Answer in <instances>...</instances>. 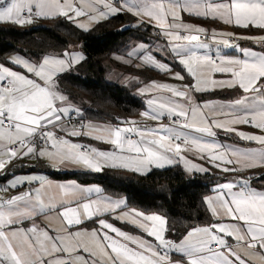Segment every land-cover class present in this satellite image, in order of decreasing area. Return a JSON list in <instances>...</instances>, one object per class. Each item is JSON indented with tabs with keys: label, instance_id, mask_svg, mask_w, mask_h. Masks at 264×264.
<instances>
[{
	"label": "snow or ice",
	"instance_id": "6c2138e0",
	"mask_svg": "<svg viewBox=\"0 0 264 264\" xmlns=\"http://www.w3.org/2000/svg\"><path fill=\"white\" fill-rule=\"evenodd\" d=\"M0 0V22L32 24L34 19L65 17L77 27L128 12L159 29L174 60L186 70L193 83L176 87L158 84L141 93L160 91L147 101L141 116L169 125L138 126L121 121V126L86 125L88 131L72 130L71 136L91 135L113 146L102 151L73 143L57 135L64 131L63 120L78 110L57 88V77L84 59L65 50L58 56H45L39 63L13 57L12 63L26 75L0 65V171L13 160L25 157L47 159L53 168L70 163L100 172L104 167L123 168L141 174L152 167L183 162L189 172H207L184 153L195 151L224 173H242L264 168V135L240 131L248 125L264 133V51L240 48L233 39L253 40L264 45V35L237 37L183 21L182 14L220 20L243 29L264 31V0ZM85 22H77V18ZM241 55L222 54L221 47ZM203 50V51H202ZM214 51V55L212 54ZM141 53L142 65L168 73L171 67L159 62L146 45L140 44L128 56ZM129 61L125 60V63ZM139 67V65H138ZM228 79L217 80L216 74ZM175 79L183 80L180 73ZM239 89L240 95L228 102L198 104L192 93L215 89ZM234 133L241 140L255 142L259 148L241 149L215 140V130ZM131 135L137 139L132 140ZM39 182L8 198L0 197V264H264V191L253 188L241 177L216 186L215 196L205 204L215 222L192 226L176 239L168 238L167 220L156 214L131 210L116 215L147 237L125 232L105 219L124 204L103 195L99 187L52 184L44 177H17L8 187ZM95 196V198H92ZM43 216L46 223H38ZM98 224L91 230L80 227L85 221ZM227 221V222H225ZM55 222L58 226L52 227ZM229 238L233 243H229Z\"/></svg>",
	"mask_w": 264,
	"mask_h": 264
},
{
	"label": "trees",
	"instance_id": "16d2710c",
	"mask_svg": "<svg viewBox=\"0 0 264 264\" xmlns=\"http://www.w3.org/2000/svg\"><path fill=\"white\" fill-rule=\"evenodd\" d=\"M186 18L197 24H207V19ZM238 32L246 35L260 33L258 29L250 28ZM153 38L159 41L150 26L141 25L125 13L114 15L87 31L63 17L34 19L32 24L23 26L0 22V64L7 65L13 54L37 61L78 46L84 59L57 77L58 90L82 118L121 123L137 119L144 110V100L137 89L150 81L161 80L166 73L147 66L125 67L120 65L118 58L125 56L136 44L148 45ZM163 61L176 67L173 57ZM107 65L121 74L122 84L106 80ZM23 171H43L53 179H73L80 184L99 185L103 193L124 198L128 209L164 217L169 230L167 236L171 239L182 236L192 226H205L211 222L205 197L214 186L231 175L188 174L178 165L144 175L116 168H105L99 173L70 174L55 172L38 161L29 169L9 166L0 175V185Z\"/></svg>",
	"mask_w": 264,
	"mask_h": 264
},
{
	"label": "crops",
	"instance_id": "0c3cea01",
	"mask_svg": "<svg viewBox=\"0 0 264 264\" xmlns=\"http://www.w3.org/2000/svg\"><path fill=\"white\" fill-rule=\"evenodd\" d=\"M116 7H120V3ZM120 13H125L127 15H130L136 21L140 22V18L132 15L131 13H128L126 11L125 12H120ZM117 14H119V13H117ZM187 16H189V15L186 14V13L182 14L183 21L185 23L196 25V26H199V27H203V28L208 30L209 34H211V32L213 30H215L216 32H220V33L233 32V33L236 34L237 37L264 35V31L259 30V29L258 30L260 31V33H258L256 35H246V34L239 33L238 30H242L243 28H238V27H235L233 25L224 24L220 20L207 19V24H200V23L197 24V23H194V22L188 20L186 18ZM58 17H62V16H58ZM111 17L112 16H110L109 18H111ZM63 18H65V17H63ZM39 19H44V18H39ZM65 19H67V18H65ZM67 20L70 21L74 26L77 27L76 23H74L73 21H71L69 19H67ZM104 20H106V19H100L99 22H95V21L91 22L89 24L88 30H90L93 26H95L96 24H98V23H100V22H102ZM77 22H85V18H83V17L77 18ZM143 24H146V25L150 26L152 28V30H154L156 36H158V34H159V29L158 28H156L155 26L150 25L147 21L145 23H143ZM79 29H81V28H79ZM250 29H253V28H250ZM81 30L87 31V30H84V29H81ZM157 39L160 41V44L155 45V46L154 45H150V46L147 47L148 49H150L152 51V54L154 55V57L157 60H160V61H163V59L172 58L173 55L171 54V51H170V48L168 47L166 39L160 34H159V37H157ZM206 42H208L210 44V47L213 50L216 47H221L222 54H228V55H232V56L241 55L239 52H236L233 49H230V48L226 49V48H223L222 46H218V45L213 44L210 39H208ZM232 42L234 44H238L240 46V48L252 49V50L257 51V52L264 51V45L257 44L253 40L241 39L240 43H236L234 41H232ZM144 45H146V44H144ZM165 53H167L166 56L163 55ZM212 54L214 55V51H213ZM10 57H12V55ZM22 57H24V56H22ZM9 58H8V62L9 63L7 65H2V64H0V65H2L4 67H7L10 70H13V71H16V72H19V73H23V74H26V75L30 76V74L26 73L25 69H23L19 65L12 64ZM29 62H31V61H29ZM174 62L176 64V67L175 66L171 67V69L172 68H174V69L171 70L170 72L166 73V75L163 78H161V80H158V81L156 80L155 82L158 83V84H168V85H172V86H176V87H182L183 85H188V84L193 83L192 78L187 74V72L183 68V66L179 65L175 60H174ZM31 63H33V62H31ZM74 65H77V64H74ZM69 69H67V70H69ZM174 73L175 74L176 73H180L182 76H184V79L183 80L175 79L174 77H172V75ZM215 78L217 80L228 79L227 75L219 74V73L216 74ZM152 82L153 81H150V82L142 85L141 87H139L137 89V93L139 94V96H141L143 98V100H145L144 101L145 107H144V110L141 113H143L144 111L148 110L147 101L149 99H151V98H153L155 96H158V95L171 96V93L160 92V91H156V90L149 91V92H146V93H141V89H144L146 87H150ZM207 94H212L213 96L212 97H206ZM240 94L241 93H240L239 89L223 88V89H215V90L204 92V93H192V96H193V99L195 100L196 103L203 104L205 102H216V103L228 102V101L236 99ZM68 104H70V103L68 102ZM74 113L77 114V112H74ZM141 113L139 114V117L137 119L131 120V121H135L138 126L159 127L160 125H166V124H164V120H166L167 117H164L161 120H159L160 123L157 124L159 121H153V120L145 119L144 117L141 116ZM146 123H148V124H146ZM89 124L100 126V127L121 126V123L98 122V121H93V120L88 119V121L85 122L81 127H73L72 128V127H68V126L63 125L64 131H60V132H61L62 137H65L66 139H69L73 143H79L81 145L91 146V147H94V148H96L98 150H102V151H112L113 150V146L112 145L104 143L102 141H98L96 139H93L91 135H79V136L68 135V133L71 132L74 129L78 130V131H81V132L88 131V129L85 126L89 125ZM236 127L240 131L253 133V134H257V135H264V133L260 132L259 129L250 127L248 125H237ZM215 131L217 133V135L215 137V140L218 143H221V144H223L225 146H235V147H239L241 149H247V148H253L254 149V148H259L260 147V145L256 144L255 142L241 140L234 133H227V132H224V131L218 130V129L215 130ZM132 136L134 137V139H132V140H136L137 139L136 135H132ZM184 155L189 160H191L193 163H196L198 165H201V166L207 168L208 171L207 172H198V171L193 170V171L189 172L188 170L185 169V167L183 165V162H179V161L177 163H174L173 165H166L164 168L152 167L151 171L152 170H158V169H165V168H168V167H172V166L178 165L188 174H192V173H198V174H227V173L222 172L220 169H218L216 167H213L212 164H210L207 159H201L200 156L195 151L185 152ZM38 161L43 162L49 168H51L53 171L58 172V173H70V174L71 173H76V172L99 173V172H94V171L85 169V168H83L81 166L72 165L70 163L59 165L57 168H53L51 166L50 162L47 159L31 158V157H25L23 159L13 160L9 165H7L6 168H8L11 165H18L20 167L29 169V168L35 167L37 165ZM105 168H111V167H104L103 169H105ZM5 169L3 171H0V175L5 171ZM116 169H123V168H116ZM123 170L131 171V170H128V169H123ZM131 172H134V171H131ZM134 173L141 174V173H138V172H134ZM147 173H149V172H147ZM228 174H231V175L226 180H224L223 182H220L219 184H223V183L230 182V181H238L243 176V177L248 179L250 185L253 188H255L257 190H260V191H264V168H254V169L246 170V171H244L242 173L230 172ZM142 175H144V174H142ZM32 176L44 177L47 181L51 182L54 185H56V184H76V185H78L80 187H99L101 189V187L99 185H96V184H80V183H78L77 181H75L73 179H64V180L53 179L51 177H48L47 173L43 172V171H30V172L23 171V172H18L17 174L12 175L4 184L0 185V188L8 187L10 182L12 180H14L15 178H17V177H32ZM39 186L40 185H39L38 181H34L31 184L25 183L23 185L18 186L17 188H8L7 192H0V197H3V198L6 199V198H8L10 196L18 195L21 192L27 191L30 188H36V187H39ZM216 186L213 187L211 193L207 197L216 195V192L214 191L216 189ZM103 195H105V196H107V197H109V198H111L113 200H123L124 204L121 206V209L117 210L116 213H105V214H103V216H101L99 218L105 219L108 223H111L115 227H117V228H119V229H121V230H123L125 232H128V233H130L132 235L144 236L146 239H152L150 237H147L145 233H143L140 229L134 227L130 223H127V222H125L123 220L115 218L116 215H121L123 212H128V211L132 210V209H128L126 207V201H125L124 198L112 197V196H110L108 194H105V193H103ZM92 198H95V196H93ZM209 213H210V211H209ZM146 215H152V214H146ZM210 216H211V213H210ZM96 219L97 218L94 217L93 220H87L80 227L88 229V230H91L93 228H97L98 224L95 222ZM37 222L43 224V223H46L47 221H45V218L43 216H41L37 220ZM211 222H215V220H214V218L212 216H211ZM225 222H227V221H225ZM51 226L52 227H56L58 225L55 222H53ZM229 243H233L231 238H229Z\"/></svg>",
	"mask_w": 264,
	"mask_h": 264
},
{
	"label": "rangeland",
	"instance_id": "374dc122",
	"mask_svg": "<svg viewBox=\"0 0 264 264\" xmlns=\"http://www.w3.org/2000/svg\"><path fill=\"white\" fill-rule=\"evenodd\" d=\"M151 42L149 43V44H151V45H158V44H160V41H157L156 39H151L150 40ZM162 42V41H161ZM147 45V47L148 46H150V45ZM140 44H136V45H134L133 47H131V49L129 50V52H132L134 49H136L138 46H139ZM67 51H69V52H77V53H80V54H82L83 55V57H84V53H83V51L78 47V46H74V47H71V48H69ZM128 52V53H129ZM128 53L125 55V56H121V57H119L118 58V60H119V62L121 63L120 65H123V66H125V67H129V66H138L139 65V67L140 66H144V65H142V63H141V60L139 59V56L141 55V53H137V55H135V56H128ZM62 54V53H61ZM166 54L167 53H165V54H163V55H165L166 56ZM54 56H58V55H54ZM13 57H20V58H22V59H24V60H27L26 59V57L24 58V57H22L20 54H14V55H12V57H10L9 59H10V61H11V63H12V58ZM29 61H31V62H33V63H39V62H41L42 61V59L41 60H37V61H33V60H30V59H28ZM27 60V61H28ZM125 60H127V61H129L128 63H125ZM159 62H162V63H164V61H160V60H158ZM81 62V61H80ZM79 62V63H80ZM79 63H76V64H79ZM12 64H14V63H12ZM147 67H151V66H147ZM107 68H108V70L106 71V75H105V78H106V80L107 81H109V82H116V83H119V84H122V82H124L123 81V78H121L122 76H121V74H119V72H117V71H115L114 69H110V66H108L107 65ZM151 68H153V69H155L154 67H151ZM155 70H157V69H155ZM68 71V70H67ZM62 74V73H61ZM31 75V74H30ZM172 77H175V73L172 75ZM124 80L125 81H127V78H124ZM145 101V100H144ZM160 123V121L157 123V124H159ZM146 124H148V123H146Z\"/></svg>",
	"mask_w": 264,
	"mask_h": 264
},
{
	"label": "built area",
	"instance_id": "2783aa9c",
	"mask_svg": "<svg viewBox=\"0 0 264 264\" xmlns=\"http://www.w3.org/2000/svg\"><path fill=\"white\" fill-rule=\"evenodd\" d=\"M110 3L114 4L115 6L119 5V0H109ZM159 37V34L158 36ZM234 42L240 43L241 39H233ZM88 119L82 118L81 116L77 115L76 113H72L71 117H66L63 120V125L68 126V127H81L85 122H87ZM164 124L169 125L170 121L168 118L164 120ZM57 135L61 136L60 130H57ZM131 139H134V137L131 135Z\"/></svg>",
	"mask_w": 264,
	"mask_h": 264
}]
</instances>
